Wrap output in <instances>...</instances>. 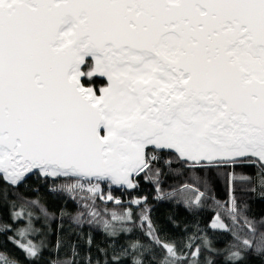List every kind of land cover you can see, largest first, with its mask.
I'll return each instance as SVG.
<instances>
[{"label": "snow or ice", "instance_id": "1", "mask_svg": "<svg viewBox=\"0 0 264 264\" xmlns=\"http://www.w3.org/2000/svg\"><path fill=\"white\" fill-rule=\"evenodd\" d=\"M89 54L95 67L87 75L106 74L110 81L101 95L80 82ZM157 152L171 154L164 157L169 165L175 159L231 169L225 175L233 223L243 215L236 183L256 180L249 190L264 198V0H0V179L16 187L37 173L136 188L140 173L145 179L159 175L150 167ZM237 166L259 171L246 176L235 172ZM205 189H195L199 195L187 206L203 207L210 178ZM40 211L50 219L70 215L46 205ZM25 216L32 221L33 213L20 205L10 218ZM148 219L145 209L142 221ZM101 220L110 237L132 231L130 211ZM243 220L246 238L219 216L211 225L235 237L227 256L207 235L186 254L151 223L146 234L166 253L158 264H216L218 256L223 264H240L248 251L264 255V217ZM10 227L0 218V231ZM32 231H19L23 242L10 239L38 260L44 248L28 239ZM194 239L199 237L185 247L192 249ZM86 243L91 247L92 238ZM130 247L141 257L147 251L139 240ZM70 251L79 256L75 245ZM100 251L109 256L107 248ZM128 255L127 248H113L109 259L123 264ZM0 258L19 264L2 253Z\"/></svg>", "mask_w": 264, "mask_h": 264}, {"label": "trees", "instance_id": "2", "mask_svg": "<svg viewBox=\"0 0 264 264\" xmlns=\"http://www.w3.org/2000/svg\"><path fill=\"white\" fill-rule=\"evenodd\" d=\"M92 69V63L88 61L84 68L86 76L83 82L99 90L106 84L95 74L91 77L87 75ZM154 155L160 158L152 161L150 167L153 170L159 169V175L149 174L148 179H145L144 173L137 176L135 182L138 181V186L129 192L117 190L108 183H84L57 177L44 179L39 174L33 175L17 188L9 186L0 179V218L11 225L7 230L0 231V253L3 257L15 259L19 264H50L57 259L65 264L69 260H72L73 264H88L86 259L88 256L91 257L93 264L95 261L104 264L105 260L111 264L109 256L113 248H127L129 255L124 259L123 264H133V260L138 258L146 260L148 264H158L166 253L146 234L151 223L162 239L175 242L176 246L186 254H190L195 245L201 244L207 235L214 239V247L224 249L223 255L227 256V249L231 248L236 240L225 229L211 227L216 217L219 216L225 224L230 225L241 238H246L249 232L248 227L244 225L243 216L255 220L264 217V198L249 190L255 186L256 180L252 183L241 182L234 185L233 194L239 200L243 215L238 218V223H233L230 213L234 214V212L229 202V186L225 175L231 169H203L199 166H191L190 162L186 164L182 160L175 159L169 165L165 163L164 157L170 156V153L157 152ZM258 171V167L235 168L236 173L246 176H255ZM206 178H210L211 191L208 192L207 199L200 198L203 207L187 206L186 201L191 200L194 203V197L199 195L195 189L198 188L200 192L206 190ZM94 184L98 185L96 191L91 190ZM185 185H191L192 188L186 189ZM53 187H58L60 190L54 193L50 191ZM144 197H147L146 203ZM34 200L40 203L31 204L30 202ZM137 200L140 201L139 204L136 203ZM26 201L29 203L26 204ZM20 205H25L28 211L33 213L31 222L26 216L10 218L14 212L20 211ZM40 205H46L53 213L65 209L70 215L63 217L56 215L55 218L50 219L41 213ZM145 209L148 210L149 219L142 221ZM129 211L133 216V220L128 224L132 231L123 232L115 238L108 236L101 218L109 220L113 215L119 216ZM77 218L80 223L76 222ZM89 221L93 222L89 223ZM26 227L34 229L28 235V239L43 245V254L38 260L27 258L25 251L10 239L15 237L23 242L19 231ZM261 230H264V226H261ZM88 237L93 240L91 247L86 243ZM194 237L199 239H194L192 249L185 247L190 242V238ZM58 239L62 241V246L59 248L56 246ZM137 240L147 249L142 257L130 247V244ZM73 245L79 252V256L75 258L70 251ZM103 248L108 249L109 256H105L104 252L100 251ZM205 254L208 255L207 250ZM0 264H5L3 258H0ZM216 264H223L219 256ZM240 264H264V255H256L248 251L246 258L241 260Z\"/></svg>", "mask_w": 264, "mask_h": 264}, {"label": "water", "instance_id": "3", "mask_svg": "<svg viewBox=\"0 0 264 264\" xmlns=\"http://www.w3.org/2000/svg\"><path fill=\"white\" fill-rule=\"evenodd\" d=\"M88 61H90V62L92 63L93 68L95 67V57H94L92 54H89V55H87V56L85 57V62H84V64H82L81 67H80V70H81L83 73H85L84 68H85V66H86V64H87ZM85 76H86V73L80 77L81 85L84 86L85 88L91 87V88L96 92L97 95H101V94H102L101 89H102L103 87H107V86L110 84V81H109L108 76H107L106 74L95 73V76H96L98 79L103 80V81L105 82V84H106L105 86H103V87L100 88L99 90H96L93 86H88V85H85V84H84L83 81H84ZM103 131H104V129H103V127H102V128H101V132L103 133ZM146 152H147V150H146ZM35 174H37V173L28 174V175L26 176V179H25L24 182L20 183V184H19L18 186H16V187H13V186H11V187H13V188H17V187L21 186L23 183H25L30 177H32V176L35 175ZM141 174H143V173H140L139 175H141ZM39 175H40V174H39ZM139 175H138V176H139ZM40 176H41L42 178L45 179V177H43L42 175H40ZM47 178L53 179V178H56V177H47ZM59 178H62V179H67V178H69V179H73V180L85 181L84 178H81V177H73V176H69V177H59ZM3 180H4V179H3ZM4 181L10 186V182H7L6 180H4ZM92 182H97V183H100V184H102V183H108V184H110L113 188H115V189H117V190H124V191H127V192H129V191H133V190L135 189V188H128L127 186H122V185H114V184H111L110 182H101V181H98V180H94V181H92ZM134 182H135V181H134Z\"/></svg>", "mask_w": 264, "mask_h": 264}, {"label": "rangeland", "instance_id": "4", "mask_svg": "<svg viewBox=\"0 0 264 264\" xmlns=\"http://www.w3.org/2000/svg\"><path fill=\"white\" fill-rule=\"evenodd\" d=\"M94 183L96 184L97 182H94ZM95 184H94V185H95ZM215 222H216V219L214 220L213 224H214Z\"/></svg>", "mask_w": 264, "mask_h": 264}, {"label": "built area", "instance_id": "5", "mask_svg": "<svg viewBox=\"0 0 264 264\" xmlns=\"http://www.w3.org/2000/svg\"><path fill=\"white\" fill-rule=\"evenodd\" d=\"M82 182L86 183L85 181H82ZM92 183H94V182H92Z\"/></svg>", "mask_w": 264, "mask_h": 264}, {"label": "clouds", "instance_id": "6", "mask_svg": "<svg viewBox=\"0 0 264 264\" xmlns=\"http://www.w3.org/2000/svg\"><path fill=\"white\" fill-rule=\"evenodd\" d=\"M89 77H91V76H89Z\"/></svg>", "mask_w": 264, "mask_h": 264}]
</instances>
